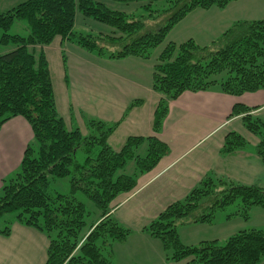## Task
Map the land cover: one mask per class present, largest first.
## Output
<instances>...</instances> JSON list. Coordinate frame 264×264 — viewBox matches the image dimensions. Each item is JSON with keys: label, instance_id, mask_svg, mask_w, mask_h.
<instances>
[{"label": "trees", "instance_id": "trees-1", "mask_svg": "<svg viewBox=\"0 0 264 264\" xmlns=\"http://www.w3.org/2000/svg\"><path fill=\"white\" fill-rule=\"evenodd\" d=\"M111 1L127 6L144 2L127 11L103 0H25L0 12V44L8 47L0 45V131L13 118L24 117L35 141L27 145L14 176L3 180L0 219L16 212L19 223L47 235L50 246L45 264H116L109 251L113 244L126 240L131 230L115 219L112 209L116 198L138 183L137 176L125 172L127 162L134 160L138 171L146 173L170 152L159 134L172 100L185 91H205L217 84L233 95L264 91V18L241 20L207 45L194 39L180 45L168 43L154 68L153 89L162 97L155 112V132L149 137L131 136L116 151L108 138L120 122L108 123L83 114L85 132L79 126L69 127L57 110L50 64L43 49L37 55V46L49 45L59 36L109 59L150 58L168 31L190 11L225 8L236 0ZM77 12L113 27L116 34L80 30L75 26ZM17 20L28 23L27 36L11 31ZM141 103L137 100L134 106ZM254 109L238 103L232 114L242 116L246 128L259 137L256 148L264 162V117L253 113ZM226 137L225 154L248 145L237 132ZM60 177L70 179L68 194L53 185ZM79 191L100 213L87 231L90 213L86 202L76 196ZM257 204L264 207L261 185L236 184L209 174L185 199L166 207L145 230L172 251L174 261L192 256L188 264H259L264 260V229H241L223 244L211 239L186 245L179 233L183 225L213 222L222 211L227 217L246 219ZM12 223L7 220L0 233L9 235Z\"/></svg>", "mask_w": 264, "mask_h": 264}, {"label": "crops", "instance_id": "crops-1", "mask_svg": "<svg viewBox=\"0 0 264 264\" xmlns=\"http://www.w3.org/2000/svg\"><path fill=\"white\" fill-rule=\"evenodd\" d=\"M103 1L117 5L111 0ZM261 18H264V0H236L225 8L193 9L168 31L166 40L157 46L153 55L145 59L136 56L122 59L101 57L59 36L49 45L37 46L36 52L39 55L43 49L46 54L57 110L67 125L79 126L85 132L83 114L108 123L120 122L108 138L111 147L120 151L129 137H149L155 132V112L162 94L153 89L154 68L169 42L180 45L194 39L201 46L207 45L237 21ZM89 21L81 18L80 24L86 26ZM93 26L104 27L98 22ZM11 31L22 36L30 33L28 23L22 20L15 21ZM137 100L142 103L134 106ZM238 103L255 108L254 113L264 117L262 90L233 95L217 84L205 91H185L171 101L159 134L169 145L170 152L146 173H140L135 161L131 160L135 165L132 175L137 176L138 183L135 189L115 200L116 206L112 209L115 219L131 230L126 240L113 244L109 251L116 264H188L192 256L174 261L170 257L172 251L145 228L166 207L185 199L209 174L222 176L236 184L264 187V162L256 148L260 139L246 128L242 116L232 114ZM230 132L245 137L248 145L225 154L222 148ZM33 138L32 127L24 117L13 118L2 127L0 188L3 180L19 168L25 149ZM226 219L222 216L221 223L231 224L228 231L233 233L229 236L241 229H264V207L255 205L246 219L241 215L227 217V214ZM199 223H192L196 224L193 227H189L192 224L180 227L182 243L199 245L203 240L220 241L219 237H202L200 233L195 240L187 242L189 230L199 229ZM11 227L9 235L0 233V264H45L50 238L15 219ZM182 228L186 240L182 237ZM143 251L151 258H138ZM259 264H264V260Z\"/></svg>", "mask_w": 264, "mask_h": 264}, {"label": "rangeland", "instance_id": "rangeland-1", "mask_svg": "<svg viewBox=\"0 0 264 264\" xmlns=\"http://www.w3.org/2000/svg\"><path fill=\"white\" fill-rule=\"evenodd\" d=\"M21 1H23V0H0V12L10 8L13 5H16V4L20 3ZM143 2H131V4H129V6L120 3L119 5H115V6H118L119 8H122V9H126L127 11H132L136 7L142 5ZM157 4H159V3H157ZM139 11H141V13H142V10H137L136 12L138 13ZM77 15H78L77 19H76V22L78 23L77 27L79 29H81L82 31H84V32H86V31H94L95 33H98L99 31H103L105 33H109L110 32V33L116 34V33H114L115 29L113 27L106 26L105 24H103L101 22H98V21L97 22L100 23L104 27H102V28H99L98 26L94 27L93 23H97V22L92 20V19H90V18H88L90 21L87 23V25L83 26V25L80 24V20H81V18H85L84 15H82L80 12H77ZM91 28H93L94 30L91 29ZM118 34L119 33H117V35ZM1 46H3V45H1ZM3 47L5 49L8 48L7 46H6L7 48L5 46H3ZM1 51H2V49H0V52ZM32 142L34 143L35 141L33 140ZM128 165H129V167L126 168L125 172L126 173L128 172L129 174H133L134 171H135V165H134L133 161L130 160L128 162ZM17 171H18V169L12 175H9L8 177H6L4 180H8L12 176H14V174ZM53 185L56 187V189H58L62 193L68 194L69 192H71L70 191L71 190L70 179L68 177L57 178L54 181ZM76 196L78 197L79 200H83L84 202H86L88 212L90 213L88 215V217L86 218L87 224H86V226L84 228V231H87V230H89V228H90L91 224L94 222V220L98 217L99 210L97 209L95 203L91 202V200L88 198V196L85 195L82 191L81 192L80 191L77 192ZM222 216H223L224 219H226V213L223 212V211L216 214L215 218L213 219L214 220L213 222H211V223H199L200 224V225L198 224L200 226L199 229L198 228H194L196 231L189 230L190 234L188 236V241L187 242L195 240L198 237V235L201 233L202 237H219V238H221L220 242L223 244V242L227 239V237L233 232H229L228 231V229L231 227L230 223H227V224H224V222L221 223V217ZM15 218H16V212H8V213H6L0 219V228H3L6 225V221L7 220L11 221V220H13ZM193 225H196V224H192L189 227H193ZM184 228H188V227H184ZM189 229H191V228H189ZM183 230L184 229L182 228L180 231L182 233V237L186 240V233ZM234 230H237V229H234ZM157 240L160 242L159 239H157ZM118 242H120V241H118ZM160 244H161V242H160ZM126 249H128V248H126ZM105 253H106V251H105ZM140 257L141 258H145V259H150L151 258V256L145 251H143L139 255L138 258H140Z\"/></svg>", "mask_w": 264, "mask_h": 264}]
</instances>
